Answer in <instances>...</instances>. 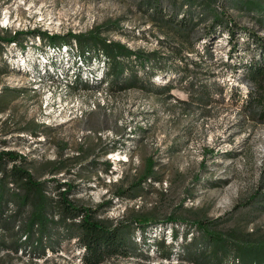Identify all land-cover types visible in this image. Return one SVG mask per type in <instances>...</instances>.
I'll return each mask as SVG.
<instances>
[{
    "label": "rangeland",
    "instance_id": "rangeland-1",
    "mask_svg": "<svg viewBox=\"0 0 264 264\" xmlns=\"http://www.w3.org/2000/svg\"><path fill=\"white\" fill-rule=\"evenodd\" d=\"M260 4L0 0L1 37L32 29L58 35L55 45L25 34L0 41V152L24 156L56 205L50 219L59 221L65 189L74 205L124 226L128 255L100 264H213L210 250L226 255L218 264H239L231 243L197 241L198 228L190 224L195 218L222 233L236 229L250 240L264 239V122L243 107L253 87L241 67L258 51L248 30L264 38ZM154 5L164 18L172 14L177 21L185 13L188 25L172 22L163 32L155 25ZM214 11L236 24L232 42L227 31L214 35ZM92 29L148 59L118 58L121 71L108 78L107 58L86 47L91 61L71 68L66 57L75 53L68 47L75 42L67 34ZM92 44L101 47L100 41ZM149 158L154 173L140 181ZM6 198L0 264H82L74 229L51 223L36 248L23 240L29 205L4 227L3 219L17 209ZM171 216L183 221L169 223ZM136 217L149 223L141 227ZM201 247L208 250L189 255Z\"/></svg>",
    "mask_w": 264,
    "mask_h": 264
},
{
    "label": "trees",
    "instance_id": "trees-1",
    "mask_svg": "<svg viewBox=\"0 0 264 264\" xmlns=\"http://www.w3.org/2000/svg\"><path fill=\"white\" fill-rule=\"evenodd\" d=\"M262 1L264 0H251L252 3L256 5L259 4L257 5V9L258 7H262V4H260ZM149 5L151 6V4ZM153 9V19L159 21L155 22V25L159 26L163 32H165V28H172L171 25H168L172 22L174 25L178 24L181 28L187 26L189 23V19L185 16V13H182L180 20L176 21V17L172 14H169L164 18V13L157 8L156 5L153 6ZM212 21L219 26V30H216L214 35L227 31L229 42H232V38L237 29L235 28L236 24H234L229 17L228 19H225L218 11L213 12ZM99 33L100 31L98 29H92L83 33L70 32L67 35L71 36L70 40L75 42L77 52L78 50H82L79 51L78 54L79 56L81 55V58L84 61H90V56L87 57L86 53H83V50L87 49L92 50V56L95 55L96 57L97 52H99L107 58L109 65L108 78L113 77L118 71H121V63H119L118 58L128 59L129 56L134 55L140 62L148 59L147 56H143L139 51H131L123 44L112 41L107 42L105 38L99 36ZM248 33H251L250 36L252 42L254 46L258 48V51L246 61L241 62L244 76L253 87L247 91L242 104L245 109H249L252 112L251 114L256 119L264 122V38L249 30ZM20 34L29 35L31 37L38 36L43 43L46 41L48 45H55L58 43L55 42L58 35H51L50 33L39 29H32L24 32L22 30H15L12 35L9 34L6 37L0 36V41L14 42ZM96 41H100V48H93L96 45H91V43H95ZM86 47L87 49H85ZM0 52H2V50H0ZM236 97L237 99L241 98V94ZM24 159V156L13 150H2L0 152V169L2 168L0 174V206L3 204V197L6 196V199H9L11 203L17 207L14 213L6 216V218L3 219L4 221L2 220L5 223L4 227H7L9 222L16 220L17 216L21 214L23 208L29 205L31 210L27 218L24 220L21 230H23V240L32 241L34 248L43 242V233L45 229L53 223L58 224V226H61L66 230L74 229V235L77 237L78 244L83 247V253L80 256L82 264H100L106 258L128 255V247L125 244L126 237L124 238V226H112L110 223H106L97 218L94 214V210L91 208L74 205L67 197L68 190L64 189L59 192L60 204H58V206L62 207V215L60 216L59 221L56 222L50 219L49 213L54 211L56 205L54 204L53 199L46 196L43 183L34 179L30 168L25 165ZM7 164H9L8 168L6 167ZM153 173L154 161L149 158L147 159L145 168L138 180L144 181L152 176ZM116 193L122 195L123 191ZM1 210L0 215H2ZM68 219L71 221H68ZM134 221L141 227H144L149 223L147 217H136L134 218ZM177 221L182 222L183 220H179L173 216L168 219L169 223ZM190 224L194 225L196 229L198 228L200 240L197 241H204L205 243L212 242L214 244L231 243L233 246L232 251L234 252V257L239 264H264V239L259 238L256 240H250L237 232L236 229L229 230L227 233L219 232L216 229L210 228L207 221L202 218H195ZM169 226L171 227L172 224H169ZM173 233V236L176 237L178 231L176 230ZM196 238L197 237H194L193 240ZM197 241L195 240L191 242V244H194ZM20 242V237L13 242V248L15 251L18 246H20ZM155 245L157 247L159 246L158 244ZM195 250H199V253H202L208 250V247L193 249L191 252H188L189 255H195L197 253L193 252ZM210 251L213 254L212 259L215 262L213 264H218L221 260L220 257L226 256H219L220 254L216 250Z\"/></svg>",
    "mask_w": 264,
    "mask_h": 264
},
{
    "label": "built area",
    "instance_id": "built-area-1",
    "mask_svg": "<svg viewBox=\"0 0 264 264\" xmlns=\"http://www.w3.org/2000/svg\"><path fill=\"white\" fill-rule=\"evenodd\" d=\"M68 47H69V49H70V51H72V53H73V51H75V53H73V55L70 57L69 56V58L68 57H66V59H69L70 61H72L73 63H72V66H70L71 68H73L74 67V63H75V65L77 66V64L80 62L82 65H87L90 61H91V58H90V61H84L82 58H81V55L79 56V54H78V52H77V47H76V45H75V43H71V44H69L68 45ZM65 59V60H66ZM64 60H62L61 62H60V64L63 62ZM85 71H87L86 69H84Z\"/></svg>",
    "mask_w": 264,
    "mask_h": 264
}]
</instances>
